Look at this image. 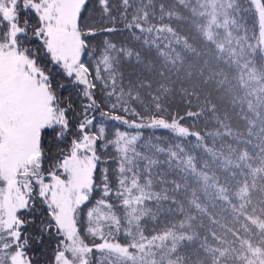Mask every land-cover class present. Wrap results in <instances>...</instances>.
I'll list each match as a JSON object with an SVG mask.
<instances>
[{
  "label": "snow or ice",
  "instance_id": "6c2138e0",
  "mask_svg": "<svg viewBox=\"0 0 264 264\" xmlns=\"http://www.w3.org/2000/svg\"><path fill=\"white\" fill-rule=\"evenodd\" d=\"M0 264H264V0H0Z\"/></svg>",
  "mask_w": 264,
  "mask_h": 264
},
{
  "label": "trees",
  "instance_id": "16d2710c",
  "mask_svg": "<svg viewBox=\"0 0 264 264\" xmlns=\"http://www.w3.org/2000/svg\"><path fill=\"white\" fill-rule=\"evenodd\" d=\"M115 3H119V0H114ZM131 2L135 5L136 3H138V0H131ZM155 3H159L160 0H154ZM165 2H169V0H165ZM240 2L244 5L245 8L248 7V0H240ZM180 10L183 11L185 14H187V9H184L183 6H180ZM132 9H129V12H131ZM244 20L246 21V23L249 25V27H251V25L255 22V16L254 13L252 11H247L245 13H242ZM167 22V21H166ZM153 23H159L158 20H153ZM121 31L118 33H113V34H102L103 36H109L110 39H113L114 42H119V43H124L128 46H132L135 47L137 50L142 51L143 53H147L150 57H155L156 56V50L155 48H151L150 50L146 47L143 46L142 41H138L135 40L131 33L129 32V30L125 29L123 27V23H118L117 25ZM181 34L183 35H189L190 37H195L196 38V43L198 45H203L206 44L207 42L203 41L202 37L199 36V34L196 32L195 28L193 26H191L189 23L187 22H181L180 28H179ZM137 34L138 33V30ZM175 46V45H174ZM177 48H179V46H175ZM41 64L42 65H47V67L52 71L53 75H54V81H53V86L55 88H57L58 93L64 97H69L71 96L79 105V103L81 102V96L79 95V93H81L82 90V85H77L72 83V79L70 77H67L66 74L63 72L62 69H58L57 66H54L50 63H47V58L45 57L43 60H41ZM98 83V87H99V82ZM59 85H63V87H59ZM99 99V97H98ZM185 105L182 104L179 100V97H177L176 101H175V106H174V111L175 110H179L181 112V114H183V109H184ZM224 107V104H221V108ZM103 111H107V107H102ZM193 110H195V106H193ZM79 111V109H78ZM239 112V109H235V110H231V115H232V120L233 123L236 125H239L241 128H243L244 126V121L240 118L239 115H237V113ZM96 121L95 123H99L100 120L102 119L99 116V113L97 112L96 114ZM210 115V114H209ZM74 118L72 120V125H73V131L75 130V125L77 124V118H76V114H73ZM184 123L191 125L192 123V118H188L186 119V121H184ZM214 121H209L207 124V127L209 128V130L214 126ZM106 127L108 128V130L114 131L115 127H118L121 131H129V132H135L137 131L136 129H130L128 128L126 125H122L120 124V122L118 121H105ZM115 126V127H113ZM196 126L198 129L203 130V128L205 127V124L203 122V118H201L200 120H198L196 122ZM140 131L143 132L144 137L145 138H151V137H159L160 140H156L153 139L152 142L153 143H163L165 145H169V144H176V143H183V145L188 148L189 150H191L194 154H196L197 156L202 155L201 150L199 149H195L193 147L194 143H195V138L194 137H189V138H181V137H177L174 133H172L170 130H165V129H150V128H145V129H141ZM143 143V141L141 142ZM109 151H112V149L110 148ZM165 154L161 155V159L164 158ZM109 165L114 168L115 164L112 163V161H109ZM93 196L95 199H99L100 198V190L96 189L93 193ZM94 203V200L92 202L89 203V207L92 206V204ZM220 207H221V202H218L217 207L215 209H210L211 211H213L214 213H219L220 212ZM219 218V216L217 217ZM205 226L206 227H211L210 222L207 220V218H205ZM161 225L159 224H153L152 222L148 223V228H153V227H160ZM49 255L51 253V249L48 250Z\"/></svg>",
  "mask_w": 264,
  "mask_h": 264
}]
</instances>
